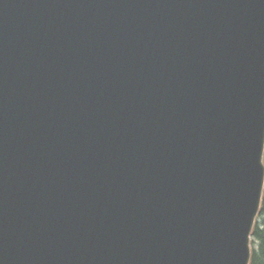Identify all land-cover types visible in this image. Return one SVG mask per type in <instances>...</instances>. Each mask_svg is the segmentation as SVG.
<instances>
[{
  "label": "water",
  "instance_id": "water-1",
  "mask_svg": "<svg viewBox=\"0 0 264 264\" xmlns=\"http://www.w3.org/2000/svg\"><path fill=\"white\" fill-rule=\"evenodd\" d=\"M0 175V264H250L264 0H0Z\"/></svg>",
  "mask_w": 264,
  "mask_h": 264
},
{
  "label": "trees",
  "instance_id": "trees-1",
  "mask_svg": "<svg viewBox=\"0 0 264 264\" xmlns=\"http://www.w3.org/2000/svg\"><path fill=\"white\" fill-rule=\"evenodd\" d=\"M253 240L256 246L253 249L251 264H264V198L260 216L253 231Z\"/></svg>",
  "mask_w": 264,
  "mask_h": 264
},
{
  "label": "bare ground",
  "instance_id": "bare-ground-1",
  "mask_svg": "<svg viewBox=\"0 0 264 264\" xmlns=\"http://www.w3.org/2000/svg\"><path fill=\"white\" fill-rule=\"evenodd\" d=\"M0 177H1L2 180H6L4 176L0 175ZM17 213H18V211L14 212V215H16ZM14 225H16V224H14ZM16 227L17 228H16L15 231L18 232V234L22 236L21 224H20V226H16ZM21 259H22V255H21Z\"/></svg>",
  "mask_w": 264,
  "mask_h": 264
}]
</instances>
